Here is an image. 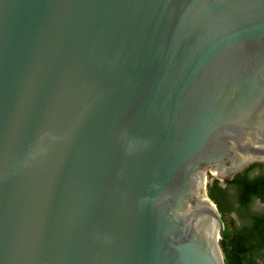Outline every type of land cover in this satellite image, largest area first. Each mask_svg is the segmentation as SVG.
Listing matches in <instances>:
<instances>
[{"label": "water", "instance_id": "95a60500", "mask_svg": "<svg viewBox=\"0 0 264 264\" xmlns=\"http://www.w3.org/2000/svg\"><path fill=\"white\" fill-rule=\"evenodd\" d=\"M262 162L264 0H0V264H225Z\"/></svg>", "mask_w": 264, "mask_h": 264}, {"label": "flooded vegetation", "instance_id": "af4514ba", "mask_svg": "<svg viewBox=\"0 0 264 264\" xmlns=\"http://www.w3.org/2000/svg\"><path fill=\"white\" fill-rule=\"evenodd\" d=\"M243 183L251 188L244 198L240 195V186ZM218 185L224 190L220 202L227 209L226 215L230 214L238 224L231 236L249 232L251 237H254L250 244L256 246V249L248 254V257L253 264H260L264 259V238H261L260 234L256 235L255 230L259 226L264 233V162L254 164ZM261 224L263 226H260Z\"/></svg>", "mask_w": 264, "mask_h": 264}, {"label": "trees", "instance_id": "16d2710c", "mask_svg": "<svg viewBox=\"0 0 264 264\" xmlns=\"http://www.w3.org/2000/svg\"><path fill=\"white\" fill-rule=\"evenodd\" d=\"M250 186L246 183H243L240 186L241 197L244 198L246 193H249ZM224 194V190L221 189L218 185V182H214L212 186L208 189L209 199L216 205L220 215L224 217L226 215L227 209L222 206L220 202V197ZM260 226H263L262 224ZM256 235L261 238H264V233L262 232L261 227H256ZM225 240L220 243V247L224 256L225 264H253L251 259L248 257L256 246H252L250 243L254 240V237H251L249 232L245 234L237 235L232 237L231 235L224 234Z\"/></svg>", "mask_w": 264, "mask_h": 264}, {"label": "rangeland", "instance_id": "374dc122", "mask_svg": "<svg viewBox=\"0 0 264 264\" xmlns=\"http://www.w3.org/2000/svg\"><path fill=\"white\" fill-rule=\"evenodd\" d=\"M212 176H210V175H208L207 176V180H208V188H207V192H208V189H209V187L210 186H212L213 184H214V182H218V183H222V181L221 180H213V182H212ZM208 194V193H207ZM220 217H221V220H222V222L224 223V227H223V232H224V234L226 233V234H228V235H232V233H233V231L235 230V228H237V222L236 221H234V218H232L231 216H230V214H227V215H225L224 217H222L221 215H220ZM236 222V223H235ZM215 226H216V224H215ZM222 241L221 240H219L218 241V244L220 245V243H221ZM260 264H264V259H262V261H261V263Z\"/></svg>", "mask_w": 264, "mask_h": 264}, {"label": "bare ground", "instance_id": "6f19581e", "mask_svg": "<svg viewBox=\"0 0 264 264\" xmlns=\"http://www.w3.org/2000/svg\"><path fill=\"white\" fill-rule=\"evenodd\" d=\"M207 176L208 175H204L205 177V194L203 195V200L205 201H211L206 193V190L208 188V180H207ZM214 206V204H213ZM214 209L217 211L216 207L214 206ZM217 223L216 226H214V241L215 243L218 244L219 240H222V233H223V227H224V223L221 220V217L219 215V213L217 212Z\"/></svg>", "mask_w": 264, "mask_h": 264}]
</instances>
